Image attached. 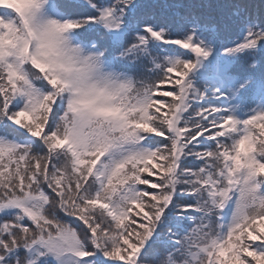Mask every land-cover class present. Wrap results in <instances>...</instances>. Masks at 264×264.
<instances>
[{"label":"snow or ice","instance_id":"6c2138e0","mask_svg":"<svg viewBox=\"0 0 264 264\" xmlns=\"http://www.w3.org/2000/svg\"><path fill=\"white\" fill-rule=\"evenodd\" d=\"M0 264H264V0H0Z\"/></svg>","mask_w":264,"mask_h":264}]
</instances>
